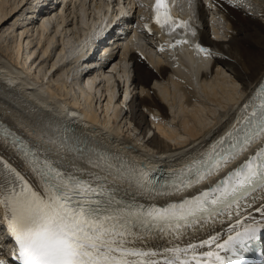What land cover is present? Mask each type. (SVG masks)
I'll use <instances>...</instances> for the list:
<instances>
[{"label":"bare ground","instance_id":"1","mask_svg":"<svg viewBox=\"0 0 264 264\" xmlns=\"http://www.w3.org/2000/svg\"><path fill=\"white\" fill-rule=\"evenodd\" d=\"M27 1L12 0L10 5L9 1L0 0L1 26L6 24L8 17H15L13 25L11 23L4 32H10L12 43L0 48V119L16 132L26 136L34 148L39 146L49 149L46 153L38 154L48 158L62 170L77 174L96 173L101 178L111 170L107 169L109 163L102 158L103 154L110 152L109 148L96 143L94 137L86 133L89 130L116 142L127 143L135 152L139 150L160 164L181 162L188 155L203 153L229 130L247 101L259 89V84L264 81V7L259 2L253 1L259 12V16L257 13V17H253L249 11L241 9L231 0H213L221 14L212 13L214 37H210L205 21V4L202 0H192L196 5L198 21L201 23L196 42L205 48L206 51L203 52L195 48L194 51H189L186 45L174 47L163 43L162 35L158 33L163 30L149 19L144 3H140L138 20L141 36L131 43L130 48L125 45L123 53L116 54L117 46L111 47L112 51L107 55V60L112 58L109 61V64L112 63L110 72H104L107 67L84 72L85 81L83 78L80 82L79 78L77 79V90L82 97H76L70 82L72 74L66 73L63 66H80V58H71L81 53L86 43L91 42L98 33L90 29L95 22L88 26L89 29L81 24V27L84 26V34L88 37L86 43L83 41L77 46V42H73L74 45L68 52L60 51L56 60L51 62L54 38H47L45 47L43 41L48 33L46 24L52 17L49 16L48 5L45 9L40 8L39 13H43L41 17L45 20L40 22L37 42L33 47L41 50L40 59L36 62L38 55L32 59L36 50L28 51L31 42L27 36H34L31 30L33 27L20 28V33L14 27L19 22L20 6L27 4ZM100 1L103 5L104 0ZM181 1L175 0L174 4H181ZM30 3L29 1V5ZM71 4L74 8H86L84 0H71ZM36 6L34 4L30 8ZM68 7L69 5H65L64 9L68 10ZM33 10L32 16L35 11ZM216 15L225 23V31L214 24ZM60 17H63V14ZM61 23L63 25L65 22ZM86 62L83 64H87ZM46 64L48 67L42 72L40 68L44 70ZM34 67L35 72H32ZM36 69H39L37 76ZM99 71H103V79L96 75L97 72L100 74ZM98 86L99 91H103L102 94L96 90ZM123 89L126 98L129 97L127 101L120 100L115 93L116 90L119 92ZM96 91L100 94L99 101H102L103 93L108 98L102 116L98 112L100 106L93 104ZM70 93H73L74 97H69ZM56 109L61 110L64 117L83 110L80 116L85 126L67 130L69 122L56 117L52 112ZM176 112L177 117L180 116L179 120L170 121L171 114ZM51 126H55V129L48 131L47 128ZM39 131L54 138L56 144L43 140ZM12 141L13 137L11 139L0 134V162L17 169L26 179L35 183V177L21 150L13 148ZM89 143L96 149L95 152L88 149ZM257 147L258 145H251L248 150L253 153ZM248 156L245 155L243 160ZM89 159L99 161L105 170L92 168L88 164ZM122 171L124 175L118 180L113 181V178L108 176V183L114 195L147 207H150V204L165 205L176 199H157L138 194L132 187V180L127 172ZM192 194L193 192L189 191L182 195ZM252 215L257 220L260 219L258 213L253 211ZM235 223V218L224 215L207 225L198 224L182 230L183 235L179 238L148 237L145 239L150 240V245L142 246L144 239L142 242L137 241L136 247L142 251H155L157 256L152 259L160 260V264H163L162 257L167 248L198 243L209 235H219L221 240L226 239L230 227ZM244 224V217H241V228ZM204 250L207 249L197 251ZM191 255L189 252V258Z\"/></svg>","mask_w":264,"mask_h":264},{"label":"snow or ice","instance_id":"2","mask_svg":"<svg viewBox=\"0 0 264 264\" xmlns=\"http://www.w3.org/2000/svg\"><path fill=\"white\" fill-rule=\"evenodd\" d=\"M152 12L154 23L162 30H190L188 21L171 16L167 0H154ZM191 31L195 35V30ZM177 43L192 41L178 39ZM196 47L200 52L206 51ZM258 99L259 103L244 106L236 123L219 140L174 173L175 179L166 188L169 195L180 199L148 208L123 205L116 199L108 176L113 181L120 179L124 175L120 168L107 165L111 170L103 178L96 173L62 170L48 158L40 159L37 155L49 149H30L14 139L12 147L21 150L35 183L0 162V220L6 239L13 241L12 259L17 264H160V260L152 259L157 256L155 251L139 250L136 242L154 236L179 238L182 230L207 225L227 215L235 218L236 223L226 239L209 235L198 243L167 248L162 261L240 264V251L264 232V94ZM50 139L56 144L54 138ZM257 141L261 143L254 154L215 183L210 182L211 177L248 152ZM88 164L105 170L99 161L89 159ZM205 182H209L208 187L200 188ZM137 183L147 186L146 172L139 173ZM189 191L193 194L182 195ZM253 211L259 214V220L252 215ZM241 217L245 220L242 230ZM0 264L9 261L0 259Z\"/></svg>","mask_w":264,"mask_h":264},{"label":"rangeland","instance_id":"3","mask_svg":"<svg viewBox=\"0 0 264 264\" xmlns=\"http://www.w3.org/2000/svg\"><path fill=\"white\" fill-rule=\"evenodd\" d=\"M7 1H9L10 5H12V0H7ZM84 2H85V0H84ZM234 4H236V3L234 2ZM237 4L240 7L248 10L253 17H257V13H258V16H259L258 8L255 5L251 4L249 1H247V0H240V1L237 2ZM28 5H29V2L27 3V6ZM65 5L68 6L67 4H65ZM64 6H63L62 2L61 3L60 2L59 3H56V7H55L56 10L54 9L55 11L54 10L51 11V13L49 15V16L52 17V18L50 17L51 18V21L48 24H46L47 32L48 33H47V35L45 37V40L43 41V44L44 43H47L46 42V39L47 38L48 39L54 38V40H53L54 45L52 47V55H51V58L52 57L53 58H52L51 62L52 61L54 62L56 60V58L58 56V53H60V51L65 50V52L66 51L68 52V50L70 49V47H72L74 45L76 38H78V36L80 35V33H83L82 28H81V24L82 25H85L87 28H88V26H90V24L92 25L93 20L91 22V18H92L93 15H95L96 13L98 14L101 11L102 2L100 0H96V1L95 0L91 1L90 0L89 1V5L88 6L86 5V8H84V9L74 8L72 6V4H70L69 5L70 8L68 7L69 9L67 10V8L64 9ZM34 7H32L31 9L32 10L33 9L36 10V8H34ZM24 8L25 7H21L20 10H23ZM62 9H64V10H62ZM39 10H38V12H39ZM73 12H74V14H73ZM24 13L26 14V16L28 15L26 9H25V12ZM34 13H35V11H34ZM55 13H56V16H54ZM18 14H20V12ZM62 14H63V17H60ZM17 15H16V17H17ZM13 18L12 17H8L7 22H6L5 25H2L1 26V24H0V45H1L0 48L4 47L6 45H10L12 43V40H11V37L12 36L9 35L10 32L5 33V34H4V32L7 31L8 27L11 25V23L13 25L14 20H15V17H13ZM19 18H21V17H19ZM24 18H25V15H22V18L20 20H18L19 21L18 22L19 25H21V23L23 24L26 21ZM61 19H62V21L65 22V23H63V25L61 23L62 22ZM44 20L45 19H43L42 22H44ZM21 21H23V22H21ZM80 21H81V23H80ZM218 21L219 20L214 21V24L217 27H219L222 31H225L226 30L225 23H219ZM40 22L41 21L38 19V20H36L33 23V25L32 24H30V25L27 24L26 25L28 27V29H31L32 27L34 28V29L33 28L31 29L32 32H33L32 35H34V36L31 37V35H28L27 37H29V41L31 42V46H30V49L28 51L29 52L30 51L33 52V51L36 50V53L34 54V57L32 59H35L36 56L38 55V57L36 58V62H38L39 59H40L41 53H39V52L41 50L39 48L36 49V47L35 48H33V47H34V45L37 42L36 39H37V34H38L39 26L42 23V22L41 23ZM17 31H19V27H18ZM84 33H85V31H84ZM24 42H25V40H24ZM24 45H25V43H24ZM44 47H45V44H44ZM0 54H2V53H0ZM32 59L29 61L30 63H31ZM111 65L112 64H110L106 68V71H104V72H109L107 70L110 69ZM47 67H48V65L46 64L44 70L42 68H40V70L42 72H44L45 69H47ZM63 67H65L64 68V71H66V73L70 72L72 74V76L70 78V82L72 83V87H73V89H74V91L76 93V97H80L81 98L82 96H81V94H79V91L77 90L78 83L80 82V78L78 77V72H80V68L79 67L78 68H73L74 65H71L70 66L68 64L66 66H63ZM34 69H35V67L32 69V72H35ZM38 71H39V69H36V74H35L36 76L38 75ZM117 71H119V70H117ZM120 71H121V69H120ZM99 72H100V74L97 72L96 75H99L101 77V79H103V71H102V73H101V71H99ZM114 74H116V72ZM78 78H79V82L77 81ZM120 80H122V79H120ZM99 87L100 86H98L96 88L97 91H99ZM97 91L95 93L96 97H95V100H94V103L93 104H95L96 106H100V109H98V112L102 116L104 114L103 110L105 109V105H106V102H107L108 98L105 95V93H103L104 96H102V101H99V95L102 94L103 91L100 90L99 91L100 94H97ZM115 93H116L117 97L119 96L120 100L123 99L124 95L121 94V90L119 92L116 90ZM69 97H74L73 96V93H70ZM124 104L127 105L128 103L127 104L124 103ZM123 109L126 110L124 106H123ZM177 114H178L177 112L175 114H171V118L169 120L170 121L171 120H174L175 122H177L179 120V118H180V116L177 117ZM133 137H135V136H133ZM0 231H1L0 233L2 234V231L3 230L0 229ZM161 239H165V238H161Z\"/></svg>","mask_w":264,"mask_h":264}]
</instances>
